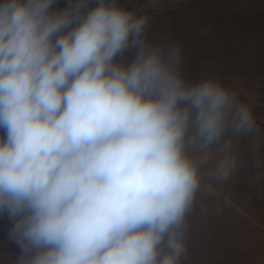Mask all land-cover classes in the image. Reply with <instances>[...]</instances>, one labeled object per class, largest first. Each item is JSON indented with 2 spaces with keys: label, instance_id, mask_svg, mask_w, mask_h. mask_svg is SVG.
Listing matches in <instances>:
<instances>
[{
  "label": "clouds",
  "instance_id": "9594fccd",
  "mask_svg": "<svg viewBox=\"0 0 264 264\" xmlns=\"http://www.w3.org/2000/svg\"><path fill=\"white\" fill-rule=\"evenodd\" d=\"M0 0V212L13 264H185L209 180L259 152L242 89L188 79L119 0ZM215 160L206 166L205 157Z\"/></svg>",
  "mask_w": 264,
  "mask_h": 264
},
{
  "label": "rangeland",
  "instance_id": "374dc122",
  "mask_svg": "<svg viewBox=\"0 0 264 264\" xmlns=\"http://www.w3.org/2000/svg\"><path fill=\"white\" fill-rule=\"evenodd\" d=\"M150 17L148 38L182 48L188 79L203 75L235 84L264 128V0H119ZM70 0H54L52 11ZM3 130L0 129V136ZM247 138L236 143L237 167L205 184L191 218L185 264H264V138L259 152ZM215 160L205 157L206 166ZM13 221L0 212V264H13L20 247L9 233Z\"/></svg>",
  "mask_w": 264,
  "mask_h": 264
}]
</instances>
